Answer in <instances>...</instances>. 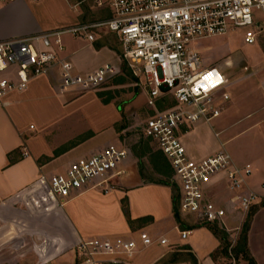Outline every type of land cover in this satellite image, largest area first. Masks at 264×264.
Masks as SVG:
<instances>
[{"label":"built area","instance_id":"1","mask_svg":"<svg viewBox=\"0 0 264 264\" xmlns=\"http://www.w3.org/2000/svg\"><path fill=\"white\" fill-rule=\"evenodd\" d=\"M12 1L0 0V5ZM93 1L96 8L109 9L111 16L0 41V99L25 91L36 77L54 73L61 89L88 90L100 85L118 74L121 67L107 63L90 73H76L72 62L62 56L66 48L63 37L70 34L93 43L95 31L114 34L121 46L120 59L136 79L135 85L144 89L147 106L155 110L141 130L170 163L179 191L178 212L194 224H218L227 232L240 229L260 200V194L247 183L252 164L237 165L224 144L211 155L193 158L181 133L200 121L219 117L231 97L228 77L219 66L205 64L196 44L237 31L246 45L256 44L264 37V0ZM159 102L166 104L164 109L158 108ZM27 154L24 150L23 155ZM128 156L127 148L111 143L90 157L72 161L64 172L42 173L39 183L54 206L63 207L66 199L86 189L110 191L112 179L123 173L121 165ZM220 183L225 184L230 197L218 195ZM229 221L236 226L230 228ZM180 233L185 239L190 230ZM154 245L168 246L169 240L147 231L131 238H81L72 247V264H119L123 258Z\"/></svg>","mask_w":264,"mask_h":264},{"label":"crops","instance_id":"2","mask_svg":"<svg viewBox=\"0 0 264 264\" xmlns=\"http://www.w3.org/2000/svg\"><path fill=\"white\" fill-rule=\"evenodd\" d=\"M42 1L14 0L0 5V41L81 22L77 12L68 24H51L45 17L48 6L66 4L71 11L75 9L68 0ZM51 3L54 4L51 6ZM96 10L99 20L111 16L107 8ZM81 20L87 22L86 19ZM75 40L71 38L72 42ZM78 40L81 43L77 45L65 40L66 48L62 52V56L72 62L76 73H90L107 63L121 67L117 49L110 45L107 47L104 41L91 43ZM104 52H110L112 56L106 57ZM235 63L250 71L247 64L231 53L226 65L211 63L219 66L228 77L229 90L233 82L230 75L234 73L230 65ZM230 96L219 117L211 122L200 121L181 133V140L191 157L201 159L215 153L232 139H221L230 127L264 109L263 96L260 107L252 109L242 118H234L231 109L235 108L236 97L231 92ZM113 106L112 102L102 101L93 90L61 89L55 73L36 77L25 91L12 92L0 99V264H21L22 261L28 264L45 261L65 264L63 256L67 252L72 254V247L81 238H131L136 237L139 231H147L155 237L165 236L169 240L168 246L154 245L140 250L138 253L148 250L153 254L145 264H162L172 253L184 252L194 255L198 264H220L219 259L226 262L227 258L223 255H219L218 259L212 257V253L220 248L221 241L210 230V225L186 222L194 228L189 229L185 239L181 237L180 230L187 228H182L175 217L172 185L157 179L152 167L145 175L141 173L133 151L121 165L123 173L112 179L114 186L110 191L86 189L66 199L63 207L54 206L50 194L39 183L40 175L64 172L72 161L90 157L111 143L117 144L120 140L115 126L120 122L122 113ZM28 118L37 120L38 126L30 124V129L25 128ZM257 121L260 120L249 127L257 125ZM24 150L27 155H23ZM233 159L239 166L250 163ZM247 183L260 194L264 203V182L254 166ZM219 185L218 195L221 198L230 197L225 184ZM66 204L68 209H64ZM124 204L128 206L129 216L125 214ZM145 217L146 220H139ZM233 225L236 226V222L229 221V227ZM236 234L232 233L231 237L236 239ZM248 246L257 264H261L251 242ZM23 253V258H15L18 254L22 257ZM179 255L166 264H192L186 256L178 259ZM70 262L72 264L73 255ZM229 264H246V261L241 259L240 263L231 261Z\"/></svg>","mask_w":264,"mask_h":264},{"label":"rangeland","instance_id":"3","mask_svg":"<svg viewBox=\"0 0 264 264\" xmlns=\"http://www.w3.org/2000/svg\"><path fill=\"white\" fill-rule=\"evenodd\" d=\"M68 1L70 4H72L75 10L72 9L73 11H71L70 8L68 9L66 4L61 6H52L54 3H51L52 7L49 8L48 6V9L45 11V17L47 20L51 21V24H68L70 19L75 18V13L77 12L79 13V19L81 22L83 21L81 19H86L87 22L95 18L98 19L99 13L94 6L93 0ZM45 2L46 1L43 0L41 3ZM95 32L96 41H104L107 47L112 46L111 48L117 49L120 55L121 46L114 34H106L104 31ZM71 38L74 37L70 34L64 35V39L70 42L72 45L81 43V40L78 39H84L74 38L76 40L75 42H72ZM84 40L88 41L87 39ZM196 47L200 51L206 65L211 63L226 65L228 62V56L231 53V55H234L238 59L242 60L243 64H247L250 67V71H246L242 66H239V63L230 65V67L234 69V73L232 72L230 75V77L233 76V82L232 87L230 90L228 89V91L229 93L231 92V94H234L236 97L235 108L231 109L233 114L232 116L234 118H242L251 112L252 109L261 106L264 96V37L259 39L254 45H246L242 40L241 32L237 31L226 36H218L200 40L196 44ZM104 55L106 57L112 56L110 52H104ZM115 60L116 62L118 61L117 57H115ZM125 64L126 62L121 57V70L118 72V74L107 79L100 85L88 90L95 91L98 96H101L99 97L102 99V101L112 102V104L116 106L117 109L122 113L120 122L115 126V131L118 133L120 140L116 143L127 148L129 150V156L133 151L135 159H137L135 163H137L141 173L145 175L148 173L147 169H151L152 167L154 169L153 173L156 174L157 179L169 181V184H171L174 189L173 193L177 195L178 207L179 191L172 178L173 172L171 171V167H169V164L164 158L163 154L157 149L156 144L150 138L146 137L143 130H141L145 119L149 116H152L155 110L153 111L147 106V97L145 96L146 94L144 89L135 85L136 79L133 77L131 71ZM258 84H261L262 86H258ZM234 100L235 99L232 101ZM160 103L161 102L158 103V108L162 110L166 104ZM252 116V118H246L242 121H238L237 124L230 127L227 133H224L221 136V139L228 140L232 138L227 143H225L226 149L236 160L241 162L249 161L252 163L256 171L259 173L261 181L264 182V109L260 110L259 113H253ZM258 119L260 121H257V125L249 127ZM30 124H33V127L38 126L37 120L28 118L24 123V127L30 129ZM223 124L226 125L227 122L224 120ZM68 206L69 205L66 204L64 209H68ZM127 216H129L128 213ZM180 216L183 221L194 224L191 220L188 221L186 219L187 217H184L181 214ZM249 219L251 222L248 231V245L249 242H251L253 252L259 258L261 264H264V203H262L261 199L257 200L256 205L248 213L240 229L236 231L235 229H231L230 232H228L229 241L231 244H233V247L237 245L242 234L244 224ZM214 225L225 230L218 224ZM234 226L235 225H233L232 228H234ZM234 232L237 233L236 239L231 237V234ZM23 254L24 255H22V257L18 254L15 258H23L25 253ZM177 254H181L178 256V259L185 256L188 259L191 257L189 252L172 253L162 261V264H166L171 260L177 259ZM152 256L153 254L149 253L147 250L136 253L128 258H123L119 264H145ZM71 258V252H67V254L63 256L62 262H65V264H71ZM232 258H234V261L237 263H240L242 259L235 257ZM232 258L227 257L225 263L223 260L219 259V263L229 264ZM20 263L28 264L23 261ZM55 263L58 264V262ZM246 264H248L247 261Z\"/></svg>","mask_w":264,"mask_h":264},{"label":"trees","instance_id":"4","mask_svg":"<svg viewBox=\"0 0 264 264\" xmlns=\"http://www.w3.org/2000/svg\"><path fill=\"white\" fill-rule=\"evenodd\" d=\"M104 102L107 103L109 101H104ZM163 182L169 184V181H163ZM177 199H178L177 195L173 193V208H174V214H175V217H176L178 223L180 224V226L182 228L193 229L194 226H191V225L187 224L185 221L182 220V218L180 216V213L178 212ZM124 211H125V213L127 215L128 209H127V205L126 204H124ZM146 219L147 218L145 217V218H142V219H139V220L140 221H144ZM250 222H251V220L249 219L244 224V228H243L242 234L240 236V239H239L237 245L234 246L232 249H230V244L231 243L229 241L228 232L226 230L220 229L216 225H212V226L210 225L209 226L210 230L221 241L220 248L217 251H215L214 253H212L213 259H217L219 255H223L226 258L227 257H231V253H232L235 258H242V259L246 260L248 262V264H257L255 258L252 256V254H251V252L249 250V246H248V231H249V228H250ZM190 261L192 262V264H198V261H197L196 257L194 255H192V254H191V257H190Z\"/></svg>","mask_w":264,"mask_h":264}]
</instances>
